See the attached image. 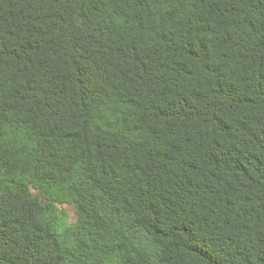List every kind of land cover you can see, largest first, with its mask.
Returning a JSON list of instances; mask_svg holds the SVG:
<instances>
[{
  "label": "trees",
  "instance_id": "1",
  "mask_svg": "<svg viewBox=\"0 0 264 264\" xmlns=\"http://www.w3.org/2000/svg\"><path fill=\"white\" fill-rule=\"evenodd\" d=\"M0 264H264V0H0Z\"/></svg>",
  "mask_w": 264,
  "mask_h": 264
},
{
  "label": "rangeland",
  "instance_id": "2",
  "mask_svg": "<svg viewBox=\"0 0 264 264\" xmlns=\"http://www.w3.org/2000/svg\"><path fill=\"white\" fill-rule=\"evenodd\" d=\"M64 207L68 211L70 218L75 219L76 218L75 206L71 204H64Z\"/></svg>",
  "mask_w": 264,
  "mask_h": 264
}]
</instances>
